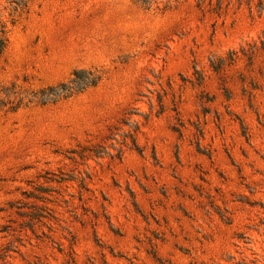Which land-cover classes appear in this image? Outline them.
<instances>
[{
    "label": "rangeland",
    "instance_id": "rangeland-1",
    "mask_svg": "<svg viewBox=\"0 0 264 264\" xmlns=\"http://www.w3.org/2000/svg\"><path fill=\"white\" fill-rule=\"evenodd\" d=\"M1 38L0 264H264V0H0Z\"/></svg>",
    "mask_w": 264,
    "mask_h": 264
},
{
    "label": "trees",
    "instance_id": "trees-1",
    "mask_svg": "<svg viewBox=\"0 0 264 264\" xmlns=\"http://www.w3.org/2000/svg\"><path fill=\"white\" fill-rule=\"evenodd\" d=\"M4 47H5V39L1 38L0 52L4 49ZM91 75H92L91 71L84 68H79L74 71L72 81L73 82L77 81L78 86L76 88V91L84 90L86 87L91 85H96L98 83V78L95 76L92 77ZM66 85L67 83L62 82L59 85L48 87L47 90L51 91V93L54 96L59 97L61 95L60 89L61 88L63 89L64 87H66ZM43 91L46 92V89H44ZM69 93H71V91ZM47 101H49V99L43 100V102H47Z\"/></svg>",
    "mask_w": 264,
    "mask_h": 264
}]
</instances>
